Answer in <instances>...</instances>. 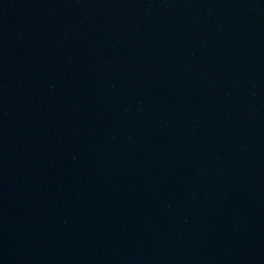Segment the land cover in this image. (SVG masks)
<instances>
[{
	"label": "water",
	"instance_id": "1",
	"mask_svg": "<svg viewBox=\"0 0 264 264\" xmlns=\"http://www.w3.org/2000/svg\"><path fill=\"white\" fill-rule=\"evenodd\" d=\"M0 264H264V0H0Z\"/></svg>",
	"mask_w": 264,
	"mask_h": 264
}]
</instances>
